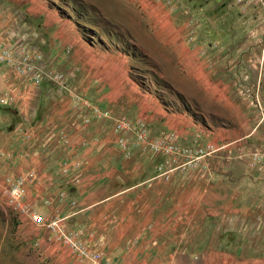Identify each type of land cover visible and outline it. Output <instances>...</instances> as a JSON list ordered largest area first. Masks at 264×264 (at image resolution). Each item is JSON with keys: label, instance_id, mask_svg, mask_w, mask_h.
Returning a JSON list of instances; mask_svg holds the SVG:
<instances>
[{"label": "crops", "instance_id": "1", "mask_svg": "<svg viewBox=\"0 0 264 264\" xmlns=\"http://www.w3.org/2000/svg\"><path fill=\"white\" fill-rule=\"evenodd\" d=\"M44 28L52 35L46 66L62 71L68 85L38 84L34 75L22 72L21 63H0V174L9 171L23 181L26 201L35 210L45 217L69 216L68 225L82 230L83 240L103 251L110 264H148L145 259L161 258L163 251L177 258L183 248L190 256L196 219L206 222L202 232L210 250L204 257L216 256L207 243L228 229L242 240L264 241V202L258 198L264 187L222 186L217 201L196 200L195 175L209 173L210 153L201 160L204 169L195 170V156L179 152L178 160L193 164L167 171L174 157L145 149L136 133L115 129L116 120L126 116L147 123L153 136L172 132L193 147L195 122L188 110L174 111L155 93L140 89L130 75L128 55L96 46L63 16L48 17ZM251 136L235 142L244 145ZM225 139L220 134L217 140ZM177 173L186 174L187 185H179ZM211 189L203 187V199ZM21 217L25 238L44 257L70 261L45 227ZM167 241L174 248L162 244ZM179 242L186 245L179 248ZM251 249L254 264H260L264 248Z\"/></svg>", "mask_w": 264, "mask_h": 264}, {"label": "rangeland", "instance_id": "2", "mask_svg": "<svg viewBox=\"0 0 264 264\" xmlns=\"http://www.w3.org/2000/svg\"><path fill=\"white\" fill-rule=\"evenodd\" d=\"M53 15L76 25L96 46L128 55L130 75L140 89L155 93L172 110H188L194 116L193 147L178 141L180 152L195 156V170L204 169V155L213 156L209 173L195 175L196 200L217 201L222 186L247 191L264 187V0H0V55L7 49L12 57L0 63L26 62L29 54L34 73L46 72L52 35L44 21ZM53 71L63 76H47L43 81L68 85L62 71ZM28 74L33 75L31 70ZM248 133L250 141L235 142ZM220 134L226 137L224 142L217 140ZM209 139L214 146L207 145ZM225 152L228 155H222ZM175 156L167 171H183L193 164ZM6 173L0 174V189L21 181ZM177 176L179 185L190 181L186 174ZM208 186L211 193L203 199V187ZM22 188L26 197L25 185ZM259 193L264 202V194ZM22 218L5 196L0 197V264H60L44 257L32 246V239L25 238ZM205 227V221L196 219L190 256L183 248L186 243L179 242L183 248L179 257L168 258L163 251V257L145 260L148 264H254L251 247L264 248V241L242 240L228 234V229L219 240L207 243L216 256L204 257L210 250L204 245ZM55 241L65 249V260H70L63 264H92L89 259L82 261L67 243ZM162 244L174 248L170 241ZM259 261L264 264V257Z\"/></svg>", "mask_w": 264, "mask_h": 264}, {"label": "built area", "instance_id": "3", "mask_svg": "<svg viewBox=\"0 0 264 264\" xmlns=\"http://www.w3.org/2000/svg\"><path fill=\"white\" fill-rule=\"evenodd\" d=\"M25 58L26 59L24 60H26V62L20 61V68L22 69V72H29L31 70L35 76V82L38 84L47 76L51 78H61L63 76L53 70H47L46 72L43 71L42 74H40V72L34 73L36 67L33 63H30L31 58L29 57V54L28 56L25 55ZM7 59L12 61L11 53L9 50L5 49L0 55V61ZM115 129L119 132L136 133L137 141L142 143L144 148L149 151L164 153L168 156H175L182 150L179 148L176 134L168 132L162 135L153 136L149 125L143 121L133 120L126 116H122L116 120ZM22 187L23 181L13 183L9 189H0V197L5 196L8 203L13 206L19 214L27 215L33 223L45 227L50 237L67 243L82 261L89 259L92 261V264H102L103 251L92 249L87 245L83 240V231L78 228H72L68 225L69 216L55 214L50 217H45L41 212L35 210L31 203L26 201Z\"/></svg>", "mask_w": 264, "mask_h": 264}]
</instances>
